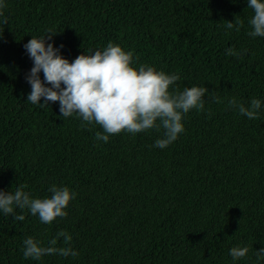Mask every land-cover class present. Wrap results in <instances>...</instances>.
<instances>
[{"label":"trees","instance_id":"trees-1","mask_svg":"<svg viewBox=\"0 0 264 264\" xmlns=\"http://www.w3.org/2000/svg\"><path fill=\"white\" fill-rule=\"evenodd\" d=\"M4 3L0 190L23 186L33 199L48 198L56 185L77 195L68 215L51 224L27 208L0 210V264H264L257 258L264 248V37L248 35V0ZM235 19L243 21L239 31ZM48 30L57 33L48 43L63 45L70 61L113 42L133 51L136 67L178 74L170 90L207 87L204 110L185 114L184 131L166 148L155 146L163 128L98 140L102 127L82 128L75 113L63 117L59 101H27L33 60L24 45ZM229 48L240 54L229 56ZM232 98L246 107L260 99L258 118L230 107ZM60 231L72 240L65 245L61 237L56 246H71L76 257H24L26 238L47 246ZM233 247L249 251L234 260Z\"/></svg>","mask_w":264,"mask_h":264},{"label":"clouds","instance_id":"clouds-1","mask_svg":"<svg viewBox=\"0 0 264 264\" xmlns=\"http://www.w3.org/2000/svg\"><path fill=\"white\" fill-rule=\"evenodd\" d=\"M5 7L4 0H0V16H3ZM248 8L254 12L249 20L253 30L248 35L264 37V0H248ZM0 23L7 24V18ZM242 26L243 21L235 19L236 30L239 31ZM226 27L232 29L233 21H227ZM56 34L48 30L46 35L38 38L32 36L24 45L33 60V67L26 76L31 85L27 101L41 106L59 101L63 117L75 113L84 122L82 128L93 123L101 126L103 134L97 132L98 140L108 142L111 135L121 132L136 134L152 128H163L164 138L157 139L155 146L166 148L184 131V115L192 109L204 110V97L209 93L207 87L193 86L182 92L170 90L180 79L178 74L158 71L147 64L136 67L133 65V51L113 42H109L103 50H87V53L70 61L60 54L63 45L57 48L54 42L48 43ZM227 54L240 53L229 48ZM41 98H44L43 104ZM211 98L213 102H221L218 96ZM228 104L249 119H257L262 106L261 100L256 98L251 99L247 107L235 98L229 100ZM49 191L50 197L33 199L30 193L23 190V186L15 192L0 190V210L10 215L17 207L27 208L32 215H38L42 223L51 224L56 218L68 215L65 209L77 194L67 186L52 185ZM15 219L23 221L25 216L19 214ZM61 237L65 245H70L72 236L65 231L57 233V237L49 240L47 246L33 237L26 238L24 257L35 260L52 254L76 257L79 253L71 246H56ZM248 251V247H233L230 255L237 260ZM257 258L264 259V248L257 250Z\"/></svg>","mask_w":264,"mask_h":264}]
</instances>
